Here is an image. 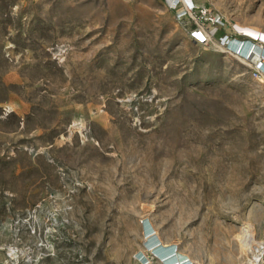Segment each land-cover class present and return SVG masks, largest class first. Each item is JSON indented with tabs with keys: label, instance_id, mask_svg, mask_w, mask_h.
Returning <instances> with one entry per match:
<instances>
[{
	"label": "rangeland",
	"instance_id": "374dc122",
	"mask_svg": "<svg viewBox=\"0 0 264 264\" xmlns=\"http://www.w3.org/2000/svg\"><path fill=\"white\" fill-rule=\"evenodd\" d=\"M193 1L177 19L167 0H0V264H161L152 234L251 264L264 80L215 31H264V0Z\"/></svg>",
	"mask_w": 264,
	"mask_h": 264
},
{
	"label": "bare ground",
	"instance_id": "6f19581e",
	"mask_svg": "<svg viewBox=\"0 0 264 264\" xmlns=\"http://www.w3.org/2000/svg\"><path fill=\"white\" fill-rule=\"evenodd\" d=\"M238 26L240 29L245 30L246 33L251 36H264V31L254 30L253 28L241 24H239ZM215 36L223 43L230 39L235 47L241 48L244 47V44H246L247 47L256 48L255 44H251L249 42H241L238 38L232 37L220 30L215 31ZM250 56L254 61L258 59V56L256 54L251 53ZM145 225L146 230L150 231L151 226L148 221L145 222ZM148 239L149 240L147 241L146 245L154 250V256H157L158 258L161 257L162 261L164 262H161V264H190L191 258L185 252L179 250L178 248L175 249L176 244L160 242L157 235L154 234L148 237ZM238 240L240 250L248 252L251 255V257H249V261L251 262V264L253 262H257L261 258V254L264 251V239L255 238L251 223L243 222L240 224ZM138 255L144 261L147 259L145 253L142 251H139Z\"/></svg>",
	"mask_w": 264,
	"mask_h": 264
},
{
	"label": "built area",
	"instance_id": "2783aa9c",
	"mask_svg": "<svg viewBox=\"0 0 264 264\" xmlns=\"http://www.w3.org/2000/svg\"><path fill=\"white\" fill-rule=\"evenodd\" d=\"M167 5L171 9L177 8V19H184L187 17V15L190 16L191 10L197 8L193 0H167ZM199 11L200 15L203 18L208 19L210 24L218 26L221 25L222 21L218 15L212 14L211 12L207 11L206 8H200ZM191 21L194 23V25L197 24L195 20L191 19ZM238 25L239 24L236 23L232 24V27L227 34L232 37L238 38L241 42H249L251 44H255L256 48L247 47L246 44H244V47L241 48L235 47L230 39L225 43H222V45L225 47L226 51L230 52L232 55L236 56L249 65L250 73L253 78H257L262 81L264 80V36H251L246 33L245 30L240 29ZM196 28L197 27L194 26V28L192 29L193 36L196 39L203 41L205 38L202 31L197 30ZM214 29H216V27H214ZM251 53L258 56V59L256 61L251 59ZM252 264L258 263L253 262Z\"/></svg>",
	"mask_w": 264,
	"mask_h": 264
}]
</instances>
